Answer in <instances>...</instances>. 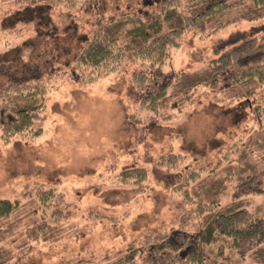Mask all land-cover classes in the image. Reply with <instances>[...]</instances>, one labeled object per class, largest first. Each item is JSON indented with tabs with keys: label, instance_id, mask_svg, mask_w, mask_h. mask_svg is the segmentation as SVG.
Listing matches in <instances>:
<instances>
[{
	"label": "rangeland",
	"instance_id": "obj_1",
	"mask_svg": "<svg viewBox=\"0 0 264 264\" xmlns=\"http://www.w3.org/2000/svg\"><path fill=\"white\" fill-rule=\"evenodd\" d=\"M50 2L0 0V86L34 80L42 101L31 125L40 131L6 139L0 129V200L15 203L0 217V264H120L132 248L128 264H153L143 245L148 234L174 230L191 244L235 203L264 216V193L235 195L242 178L264 168V86L239 103L208 67L221 50L262 29L264 10L252 0H227L226 10L204 20L206 31L185 30L179 46L168 44L162 64L128 56L112 71L93 72L76 57L109 19L155 6L57 0L44 13L37 4ZM116 45L124 46L121 38ZM141 71L143 83L168 81L154 111L141 101ZM170 155L174 163L160 160ZM188 170L199 177L190 180ZM41 189L45 201L36 195ZM203 249L225 264H264V243L243 252L216 238Z\"/></svg>",
	"mask_w": 264,
	"mask_h": 264
},
{
	"label": "trees",
	"instance_id": "obj_2",
	"mask_svg": "<svg viewBox=\"0 0 264 264\" xmlns=\"http://www.w3.org/2000/svg\"><path fill=\"white\" fill-rule=\"evenodd\" d=\"M185 1L189 0H182L181 3L179 0H142L141 7L154 5V9L145 11L138 9L135 13H124L118 18L111 17L102 29L103 34L94 35L85 48L83 47L78 58L76 57L77 63L87 68L92 67L93 72L112 71L115 61L128 56H140L151 62V67L156 63L162 64L168 44L179 46L177 39L185 30L206 31L204 20L223 12L229 6L227 0H195L189 10L182 7L185 6L182 5ZM51 2L37 4H40L38 7L45 13L44 10L52 9ZM219 5L221 7L218 8ZM252 5L260 12L261 9L264 10V0H252ZM44 13L38 18V23L43 28L49 24L48 19L43 16ZM119 38L123 42L122 47L116 45ZM208 67L213 76H220L224 80L222 87L230 93L232 100L250 103L249 97L256 93L257 88L264 86V25L261 30H252L250 35L221 50L210 60ZM159 71L156 70L161 76L162 73ZM140 73L137 86L142 96L141 101L149 110L154 111L161 102L160 98L166 93L168 81L165 79L159 81L154 77L143 83L146 80V73L142 71ZM33 81L12 79L0 86V129L5 138V135L17 134L24 130L31 132L41 130L39 127L34 130L31 126L34 118L37 119L39 112L37 109L42 107L40 97L37 99V94L34 95V86H30ZM27 86L32 90L25 91ZM148 98L150 99L148 102L151 103L144 101ZM32 135L34 134L31 133ZM160 160L174 163L173 155L164 156ZM141 175L145 177V173ZM186 177L194 180L199 177V173L196 170H188ZM263 178L264 168L247 174L240 181L235 195L263 194L264 185L260 183L258 185V180ZM46 193L41 189L36 195L45 201ZM14 207L15 203L0 200V217L8 214ZM173 232L175 231L159 232L153 236L148 234L145 238L143 245L149 247V257L153 264H175L183 261L188 264H225L208 257L203 245H209L219 238L238 251L246 252L259 246L264 243V216L254 215L240 208V203H235L233 210H225L213 216L201 231L194 233L191 244L186 240L187 236L184 233L179 232L181 235L179 238ZM185 249L187 251L181 254ZM134 252L137 251L132 248L131 253L120 260V264L132 261ZM166 255L171 257L172 261L169 263H164Z\"/></svg>",
	"mask_w": 264,
	"mask_h": 264
}]
</instances>
